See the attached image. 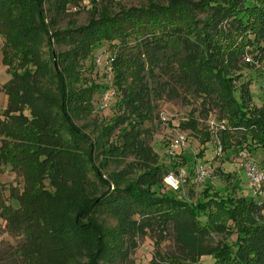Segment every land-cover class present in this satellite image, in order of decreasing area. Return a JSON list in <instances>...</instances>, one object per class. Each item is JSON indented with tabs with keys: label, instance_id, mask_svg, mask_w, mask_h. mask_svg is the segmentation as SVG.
<instances>
[{
	"label": "trees",
	"instance_id": "1",
	"mask_svg": "<svg viewBox=\"0 0 264 264\" xmlns=\"http://www.w3.org/2000/svg\"><path fill=\"white\" fill-rule=\"evenodd\" d=\"M45 1L0 0L1 61L10 77L1 87L6 108L0 119V167L18 171L24 181L20 193H10L18 208L2 209L10 234L24 237L14 251L20 264H68L74 247L80 246L93 250L88 264L112 262V251L96 218L100 208L115 212L120 231L127 226L133 233H143L155 225L163 234L172 226L181 257H159L161 262L152 264H198L202 257L213 258L212 264H264L263 206L249 194L237 195L236 175L220 173L223 188L204 184L199 198L187 201L178 190L163 184L168 169L156 165L152 148L139 138V126L152 113L150 95L164 90L170 94V82H174L201 98L200 114L216 108L219 121L226 122L217 136L222 152L233 144L247 153L264 151V109L252 103L250 84L240 82L242 71L254 67L242 61L251 60L245 55L256 52L257 58L264 54V0H169L167 5L152 3L118 14L102 8L85 27L68 34L50 33L53 19L47 24ZM76 1L53 0L55 16ZM195 11L204 13L201 23H197ZM40 34L49 42L70 47L54 61L58 98L40 88V79L48 71L36 53ZM103 41H118L109 58L113 86L122 107L135 116L120 144L107 148L105 158L121 163L129 154L138 153L152 166L122 190L113 179L111 193L110 181L92 166L100 185L107 188L100 197L92 198L79 181L85 179L84 156L93 161V145L74 125L71 112L77 107L90 110L99 87L91 85L71 93L66 76L74 71L77 58L86 59ZM157 72L166 76L165 83L155 81ZM53 107L62 114L71 143L55 130L50 115ZM179 127L200 142L195 163L203 165L211 132L193 119L180 122ZM111 131L106 128L104 136ZM83 145L87 147L82 149ZM177 169V165L171 168ZM68 179L70 191L64 182ZM46 180L62 183V195L48 192ZM189 184H193L192 178ZM163 188L166 190L158 196ZM135 214L141 218L138 223L130 220ZM212 234L235 236L234 250L223 242L209 243Z\"/></svg>",
	"mask_w": 264,
	"mask_h": 264
},
{
	"label": "rangeland",
	"instance_id": "2",
	"mask_svg": "<svg viewBox=\"0 0 264 264\" xmlns=\"http://www.w3.org/2000/svg\"><path fill=\"white\" fill-rule=\"evenodd\" d=\"M169 0H77L75 4L66 6L65 11L55 16L53 0H46L43 4L46 22L49 23L53 19V23L49 24L50 33L59 32L68 34L71 31H78L85 27L92 18H96L97 12L102 8H107L113 14H118L121 11H126L135 7H147L155 3L158 5H167ZM198 2V0H190ZM197 23H201L204 19V13L195 11ZM199 26V25H198ZM3 39L0 35V119L2 112L6 108V96L1 91V87L9 80V75L5 71V67L1 61V47ZM118 44V41L108 43L103 41L96 46L91 54L84 60L77 58L76 65L72 74L66 76V83L69 92H77L84 88H89L91 85L98 86L92 96L91 109H77L71 112L74 125L80 129L81 134L87 138V143L92 144V158L90 163L87 156H84V173L85 179L79 181V185L84 188L89 197L98 198L105 192L107 188L100 185L95 172L94 166L99 170L104 180L110 181V190L113 192V179L118 182V189L122 190L129 184H133L140 175L145 173L152 166L143 162L141 156L129 154L125 159L118 163L109 158H105V151L109 146H117L120 144L121 136L129 131V128L135 121V116L125 110L121 103V96L113 86V76L110 70V55L113 51V46ZM264 46V43H262ZM70 47L65 43L50 42L47 36L40 34L39 42L36 46V53L43 63V66L48 70L40 79V88L48 91L53 97L58 98L57 86L53 77L56 71L54 64L56 55L69 50ZM248 53L245 58L250 61L242 60L245 63L252 64L254 67L246 68L242 71L240 82H248L249 92L252 103L264 109V54ZM34 70V69H33ZM155 81L161 85L167 81L164 74L157 72ZM173 89L167 95V90L160 94L150 95L153 104L150 118L145 120L139 126V138L143 143L152 148L156 165L168 169L169 172L179 178V169L184 170L185 182L180 181L178 193L180 196L190 202H195L199 198L204 184L211 185L215 189L223 188L225 182L222 179V174H235L236 193L240 196H246V180L243 168L246 162L252 161L257 163L258 167L264 171V151H254L247 153L245 150L234 145L226 152L218 154L216 152V142L218 136V125H225L224 120L219 121L218 112L215 109L205 115L200 114L202 105L201 98L194 95L189 89H186L177 83L170 82ZM153 81L150 86L153 87ZM107 90H113L114 95L106 106H104L103 96ZM37 97V94H35ZM193 111L192 114H189ZM51 117L54 119L55 130H58L66 143H71V138L63 127L64 121L62 114L56 107L51 110ZM188 119L195 120L200 128H207L211 133L209 142L207 143V152L204 155L203 167L206 168L208 175L201 181L196 176L195 163L196 156L202 146L195 135L190 134L189 130H182L179 127L180 122ZM217 127V128H216ZM106 128H112V131L104 136L103 131ZM217 132V134H215ZM185 135V145L179 149L178 156L170 157L166 154L167 146L177 135ZM87 145L81 146L85 149ZM177 165V172L171 168ZM167 174L163 177V184L169 186L165 182ZM192 178L193 184H189ZM66 183V191H70L71 182L69 179ZM45 188L48 192L55 196H61L63 189L62 183H50L45 181ZM24 181L22 175L12 170L10 167H0V264H20L21 259L18 253H14L23 243L22 235H11L7 229L6 214L3 207L14 210L18 208L17 202L10 198V193L18 194L23 190ZM170 187V186H169ZM166 189H159L160 196ZM259 202V201H257ZM262 203L261 215L264 217V201ZM61 206H55L56 210H60ZM109 208H100L96 218L101 226L103 236L107 246L112 251L113 261L104 264H152L154 261L159 263V257L180 258L182 251L174 240L172 226L169 225L166 231L161 234L156 230V226L152 225L144 229L143 233H133L125 226V231H120L119 219ZM138 214L130 216V220L139 222ZM73 235L72 232H70ZM218 242H223L235 246V236L233 235H217L212 234L209 243L215 245ZM74 244V242H71ZM89 247L80 246L74 247L73 253L68 264H88L89 255L92 253ZM6 253V254H4ZM164 261V260H163ZM213 258L202 257L198 264H212Z\"/></svg>",
	"mask_w": 264,
	"mask_h": 264
},
{
	"label": "built area",
	"instance_id": "3",
	"mask_svg": "<svg viewBox=\"0 0 264 264\" xmlns=\"http://www.w3.org/2000/svg\"><path fill=\"white\" fill-rule=\"evenodd\" d=\"M114 95L113 90H107L103 96L104 106L108 104L111 100L112 96ZM217 128V127H216ZM224 129V125L219 124L218 130ZM217 134V132L215 133ZM185 145V135L179 134L174 139L171 140L169 145L167 146L166 154L170 157L178 156V151ZM216 152L218 154L221 153V145L217 138L216 142ZM244 176L246 180V190L248 191L249 196L253 197L255 200L259 201V204L264 201V171H262L257 163L249 161L245 163L243 168ZM179 179H177L173 173L169 172L165 178V182L174 190H178L180 188V181L185 182L184 177V170H178ZM208 175L206 168L203 165L196 166V176L201 181L204 179L205 176Z\"/></svg>",
	"mask_w": 264,
	"mask_h": 264
}]
</instances>
